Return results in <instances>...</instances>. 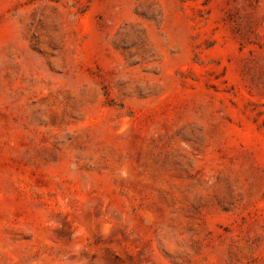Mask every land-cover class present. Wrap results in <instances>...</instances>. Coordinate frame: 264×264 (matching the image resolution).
<instances>
[{
    "label": "rangeland",
    "instance_id": "374dc122",
    "mask_svg": "<svg viewBox=\"0 0 264 264\" xmlns=\"http://www.w3.org/2000/svg\"><path fill=\"white\" fill-rule=\"evenodd\" d=\"M0 264H264V0H0Z\"/></svg>",
    "mask_w": 264,
    "mask_h": 264
}]
</instances>
